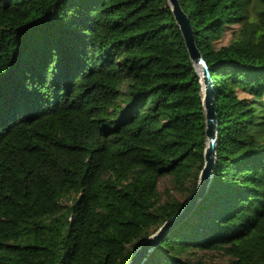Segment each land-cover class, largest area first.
Here are the masks:
<instances>
[{
	"label": "trees",
	"instance_id": "16d2710c",
	"mask_svg": "<svg viewBox=\"0 0 264 264\" xmlns=\"http://www.w3.org/2000/svg\"><path fill=\"white\" fill-rule=\"evenodd\" d=\"M179 3L216 161L142 264H264V0ZM200 89L167 0H0V264H127L197 186Z\"/></svg>",
	"mask_w": 264,
	"mask_h": 264
},
{
	"label": "water",
	"instance_id": "95a60500",
	"mask_svg": "<svg viewBox=\"0 0 264 264\" xmlns=\"http://www.w3.org/2000/svg\"><path fill=\"white\" fill-rule=\"evenodd\" d=\"M167 2L183 37L189 58L196 71H198L199 75V82L201 85V100L205 116L204 134L206 145L202 153L204 163L198 175L197 186L188 195L180 211L177 212L172 218L165 221L154 233L150 234L133 252L127 264H142L149 251L154 246H156L161 239L164 238L170 229L176 226L190 213V211L205 193L216 161L217 121L210 67L206 64L196 46L192 26L187 14L181 8L179 0H167Z\"/></svg>",
	"mask_w": 264,
	"mask_h": 264
},
{
	"label": "rangeland",
	"instance_id": "374dc122",
	"mask_svg": "<svg viewBox=\"0 0 264 264\" xmlns=\"http://www.w3.org/2000/svg\"><path fill=\"white\" fill-rule=\"evenodd\" d=\"M258 28H259V33L264 34V26L260 24V26ZM228 38H229V35L227 36L226 40ZM197 74H198V71H197ZM240 94L242 96H246L247 95V93H245V92H241ZM160 185H161V188H164V187L168 186L169 185V180L167 178L161 180ZM199 254H201V253H199ZM204 258L207 259L208 261H210V263H213V264H218L221 261V259L215 253H212V252L205 253V257Z\"/></svg>",
	"mask_w": 264,
	"mask_h": 264
},
{
	"label": "bare ground",
	"instance_id": "6f19581e",
	"mask_svg": "<svg viewBox=\"0 0 264 264\" xmlns=\"http://www.w3.org/2000/svg\"><path fill=\"white\" fill-rule=\"evenodd\" d=\"M202 90H203V88H202Z\"/></svg>",
	"mask_w": 264,
	"mask_h": 264
}]
</instances>
